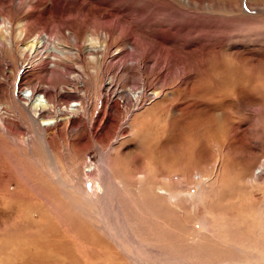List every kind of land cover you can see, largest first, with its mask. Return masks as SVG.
I'll use <instances>...</instances> for the list:
<instances>
[{
    "label": "rangeland",
    "instance_id": "374dc122",
    "mask_svg": "<svg viewBox=\"0 0 264 264\" xmlns=\"http://www.w3.org/2000/svg\"><path fill=\"white\" fill-rule=\"evenodd\" d=\"M39 33L71 53L42 65ZM15 87L45 88L55 111ZM256 249L264 0H0V264H247Z\"/></svg>",
    "mask_w": 264,
    "mask_h": 264
},
{
    "label": "bare ground",
    "instance_id": "6f19581e",
    "mask_svg": "<svg viewBox=\"0 0 264 264\" xmlns=\"http://www.w3.org/2000/svg\"><path fill=\"white\" fill-rule=\"evenodd\" d=\"M38 40L36 39L35 42H37ZM35 42H31V41H28L27 42V48H28V51L29 49L31 50L32 48L31 47H34L36 48L37 46L35 45ZM99 43V42H98ZM36 46V47H35ZM29 90V94L28 95L29 97L28 98H25V101L29 107L31 109L35 111L39 110L40 111H44L46 113L49 114V112H53V110L55 111L54 109V106L52 104V102L50 101V99L48 98L47 94H46V90L43 89L42 92H43V96L42 98L39 99V97L37 96V94L35 95H32V89L31 88H27ZM19 95V94H17ZM18 97V96H17ZM18 99H20L18 97ZM74 99V98H73ZM65 110H68L69 112L70 111H73L74 113L75 112H79L81 111V106H80V103H70L68 105L67 108H65ZM77 114V113H76ZM75 115V114H74ZM35 116H41L39 115H36ZM36 119V118H35ZM38 122H39V125L42 127L43 130H46V129H49V128H53V126H55V124L60 120V118H57L56 115H51L47 118H37ZM50 155V154H49ZM51 156V155H50ZM104 158V157H103ZM89 167V166H88ZM106 170V169H105ZM93 171V170H92ZM107 171V170H106ZM85 172V171H84ZM89 173H91V170L89 169L88 171ZM87 173V171L85 172ZM97 184V183H96ZM96 191L98 192V194H103V186L101 184H97L96 185ZM160 194V193H158ZM162 194V193H161ZM164 194V193H163ZM204 221V219H203ZM203 224H205L203 222ZM205 226V225H204ZM80 252V251H79ZM246 255H243V258H247L248 259V263L247 264H251V262H253L252 264H262L264 263V250H261V249H256L255 251L254 250H249V251H245L244 252ZM240 260V259H238Z\"/></svg>",
    "mask_w": 264,
    "mask_h": 264
},
{
    "label": "built area",
    "instance_id": "2783aa9c",
    "mask_svg": "<svg viewBox=\"0 0 264 264\" xmlns=\"http://www.w3.org/2000/svg\"><path fill=\"white\" fill-rule=\"evenodd\" d=\"M36 39L38 40L37 42H35ZM33 41L35 42V45L37 47L36 46H35L36 48L31 47L32 52L34 53L35 51H37L39 54L43 53L40 55V58H37L42 65L44 64L48 67H53L55 61H57L60 58L61 54H64L66 52L65 50L66 46L64 44L59 42L55 37L49 36L46 33L35 34L31 38V42ZM69 53H71V51L66 52V54ZM27 69L28 66L24 64L22 67V73L26 72ZM43 89L45 88L38 87L36 90H32V95L37 94L39 99L42 98ZM15 93L19 94L17 96L23 101H27L25 100V98H28L29 97L28 95H30L29 90L27 88H20V87H15ZM63 108L64 106L61 107V109Z\"/></svg>",
    "mask_w": 264,
    "mask_h": 264
}]
</instances>
